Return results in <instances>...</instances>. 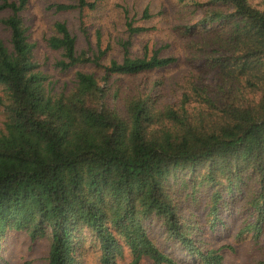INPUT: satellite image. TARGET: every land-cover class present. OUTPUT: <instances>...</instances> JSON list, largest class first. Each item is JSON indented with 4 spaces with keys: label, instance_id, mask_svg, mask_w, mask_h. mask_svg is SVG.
Returning <instances> with one entry per match:
<instances>
[{
    "label": "trees",
    "instance_id": "obj_1",
    "mask_svg": "<svg viewBox=\"0 0 264 264\" xmlns=\"http://www.w3.org/2000/svg\"><path fill=\"white\" fill-rule=\"evenodd\" d=\"M28 1L0 0V12H11L2 19L11 47L0 38V249L8 232H26L49 240L47 264H80L88 233L100 264H118L126 252L133 264H224L223 248L208 247L189 215L205 198L214 223L242 219L238 235L264 249V10L250 0L199 3L202 16L182 42L194 72L171 103L156 92L163 81L130 95L109 80L177 57L148 46L134 55L126 40L122 59L105 65L109 48L99 41L92 55L78 53L66 22L55 23L48 41L62 51L57 67L92 64L105 74L79 70L70 90L54 92L21 15ZM98 1L55 8L95 10ZM126 26L130 35L148 31ZM210 74L215 91L205 83Z\"/></svg>",
    "mask_w": 264,
    "mask_h": 264
},
{
    "label": "rangeland",
    "instance_id": "obj_2",
    "mask_svg": "<svg viewBox=\"0 0 264 264\" xmlns=\"http://www.w3.org/2000/svg\"><path fill=\"white\" fill-rule=\"evenodd\" d=\"M97 1V0H88ZM198 1V2H196ZM205 0H102L98 1L97 8L91 10L75 9L70 11H57L56 4H76L77 0H29L27 8L21 12L26 25L29 28L28 34L34 44L35 62H38L40 69L47 74L54 92L70 90L75 83L77 71L95 73L99 78L105 74V70L97 68L92 64L78 65L68 71H62L56 63L63 58L62 51L50 47L48 41L56 34L55 23L66 22L69 29L76 36L77 51H87L92 55L98 50V42L102 48H109L103 63L109 64L112 59H122V49L119 42L131 41V51L134 55L141 56L148 46L150 50L162 48L165 56H175L178 61L167 68L156 71L141 73L130 76H114L109 80L114 83L113 90L121 87L123 94L130 95L140 92H152L154 83L163 81L157 86L163 101L179 102L182 91L179 87L194 72L192 65L182 49V42L185 41L184 32L186 28L194 27L202 16V9L198 6ZM258 8L264 10V0H250ZM149 10L150 17H145V10ZM10 11L0 12V38L11 47L10 31L3 25L2 19L9 16ZM134 22L135 26L148 28V31L130 35L126 23ZM193 78V76H192ZM192 78L188 79L191 80ZM205 83L213 90L219 84L218 77L214 74L207 75ZM2 86H0V93ZM117 101H122V96ZM6 116L4 108L0 107V131L4 127ZM207 198L198 207H193L189 215H193L201 222L199 225L202 235L209 240L210 248H223L224 264H264V249L255 243L251 235L239 236L241 225L227 219V227L222 228L218 222L214 223L208 217L206 210ZM201 206V207H200ZM219 227L212 231L210 226ZM199 228V227H198ZM212 231V232H211ZM197 236L200 231H195ZM87 248L80 264H100L101 251L98 245L94 244V238L87 233ZM93 243V244H92ZM160 244L167 245L161 240ZM50 249L48 239H37L33 241L26 232H8L1 242L0 264H47V256ZM169 252L173 253L172 248ZM129 252L118 260V264H133ZM139 264H152L145 258Z\"/></svg>",
    "mask_w": 264,
    "mask_h": 264
}]
</instances>
